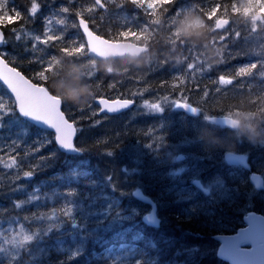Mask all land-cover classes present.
Returning a JSON list of instances; mask_svg holds the SVG:
<instances>
[{"label": "trees", "instance_id": "1", "mask_svg": "<svg viewBox=\"0 0 264 264\" xmlns=\"http://www.w3.org/2000/svg\"><path fill=\"white\" fill-rule=\"evenodd\" d=\"M211 2L148 0L145 3L139 0L140 7L135 8L130 0H101L104 5L101 8L95 0H37L40 7L33 18L29 14L31 0H8L9 8L21 11L22 16L14 22L1 20L0 28L6 41L0 55L32 82L46 86L53 94H60L67 117L84 115L86 103L100 96L140 102L141 98L154 100L155 95H171L200 110L196 115H189L169 104L157 115L140 113L139 121L137 116H108L117 124L109 138L112 156L130 151L142 155L138 184L156 203L161 219L159 227L145 225L142 215L147 205L116 187L112 178L116 166L99 162L94 156L89 163L91 171L87 170L85 162V168L77 172L71 162L72 156L64 155L62 192L69 191L66 184L70 183L68 176L71 174L79 185L74 190L80 193L78 206L76 198L67 197L72 201L67 204L62 197V208L73 210L71 218L62 213L67 225L65 232L58 234L53 230L46 237L38 236L35 241L26 242L19 258L0 256L2 264H230L218 255L220 243L215 237L236 233L244 226L243 217L249 211L264 215V189L255 190L246 170L235 171L223 161L224 152L244 150L237 134L248 128L245 126L248 118L264 122V51L248 45L253 30L249 21L264 16V0H227L229 7L222 10L217 19H230L227 29H240L239 39L227 30L217 31L216 19L213 22L199 11L198 6L207 8ZM62 6H67L69 12L63 13ZM165 8L167 12L162 11ZM80 17L104 38L145 45L148 52L136 60L108 61L88 57L85 49L81 54L83 35L77 23ZM48 20L56 22L51 34L63 39L43 44L41 41L47 39L43 35L45 30L50 34ZM60 20L65 23L60 24ZM182 26L191 30L187 37L182 35ZM129 28L138 34L119 38L118 32H127ZM15 31L34 33L39 41L35 43L28 37L15 40ZM220 32H224L223 40ZM72 39L76 44L71 45ZM65 46L70 49L62 52ZM190 48L200 52L189 53ZM121 61L138 66L113 65ZM253 62L258 67L249 75L234 76L240 67H250ZM103 65L111 66V71ZM41 68L51 69L46 79L40 78ZM62 74L67 75L66 81L78 76V89L72 93L78 94L85 88L87 97H78V103L71 102L66 95L69 91L62 88L65 83L57 80ZM221 77L232 79L233 84L219 83ZM5 100H12V97L0 84V103ZM10 115L7 119L2 117L0 139L14 140L9 146L17 147L42 144L44 138L39 134L40 129L24 123L17 115L15 104H12ZM214 115L236 118L240 126L236 130L214 126L205 119ZM90 118L94 117L86 115L74 119L87 128ZM137 122L140 130L131 128ZM33 129L31 133L29 130ZM250 134L255 137L252 151L260 157L258 162L254 159L251 162L252 169L264 174V136ZM92 140L89 146L93 154L101 151L104 157V139ZM187 143L182 154L178 153L177 148ZM178 155H183V160L176 161ZM191 158L193 162L186 165ZM195 178L206 184L210 180L217 181L219 190L204 193L191 184ZM13 198L20 202L18 196ZM80 210L95 227L86 230L75 223ZM106 210H111L109 218L114 216L117 224L104 226ZM26 216L0 217V222L12 224L14 219ZM101 216L103 220H99ZM39 251L42 256L35 257Z\"/></svg>", "mask_w": 264, "mask_h": 264}, {"label": "snow or ice", "instance_id": "2", "mask_svg": "<svg viewBox=\"0 0 264 264\" xmlns=\"http://www.w3.org/2000/svg\"><path fill=\"white\" fill-rule=\"evenodd\" d=\"M131 4L135 7L138 8L140 7L139 0H130ZM145 3L148 2V0H144ZM169 2H173V0H169ZM95 4L99 5L101 8L104 7V5L101 3V0H95ZM40 5L37 3V0H31L30 4V16L35 17ZM199 11H201L206 17H211V19L214 20L219 18V16L222 14V10L227 9L229 7V4L227 0H212V2L209 4L207 8H204L202 5L198 6ZM61 11L63 13H68L69 8L67 6H62ZM163 12H167L168 9H162ZM216 12L217 15L213 16L212 13ZM22 13L21 11L15 9V8H9L8 6V0H0V17H3L5 21L10 20L11 22H14V19H19L21 18ZM50 19V18H49ZM48 23V21H46ZM60 24H64V20L59 21ZM79 26L82 27L83 29V36H81V41L80 42V51H83L86 46H87V41H88V33H93V31L89 30V25L85 23L83 19L79 20ZM227 31L231 32L232 35L236 38L239 39L242 35L241 30L238 28H231V29H226ZM213 31H216L213 29ZM134 33L131 28L128 29L127 32H124L123 30L118 32L119 38H124V36H132ZM47 39H44L41 41L43 44H48L49 41H56V40H61L63 37L60 35H55V34H49L47 30L43 33ZM96 36H99L100 39H108L104 38L99 34H96ZM84 37H86V40H84ZM247 38V37H246ZM220 39H224V32H220ZM4 41L0 39V43H3ZM76 44L75 39H72L71 45ZM70 45V46H71ZM70 46H65L61 48L62 52H67L70 49ZM193 51L199 52L196 49H188V52L191 53ZM4 65H6L5 71L8 72V75L5 77H0V79L3 80L4 84L7 85L9 89H11V92L15 95V102L18 104V115L19 116H24L25 121L24 123L27 124L28 120L30 118H35L43 121L48 125L47 129H51L54 131H48L47 136L49 139L46 141V143H55L58 145V148L56 150H60L61 148L72 152V153H78L83 151L81 148H78L74 144V137L77 134V127L74 126V122H70L69 118L66 117L64 111L62 110V104L57 105L55 101H47L46 99H42L41 95H38L37 92L39 89L46 88V87H41L37 86L35 83L29 82L28 79H25L24 76L21 75L20 72L15 71L14 68H11L8 66V64H5L3 60H0ZM191 67V65H190ZM258 67L257 63L253 62L250 67H240L238 72L234 73V76L240 77V76H247L250 74L252 69H256ZM10 70V72H9ZM50 68H47L46 70L44 68H41L40 70V78L41 79H46L48 72L50 71ZM23 77V79H21ZM27 81V83H25ZM219 83H223L226 85H231L233 84L232 79H224L223 77L220 78ZM147 91V89H145ZM51 95V93H49ZM133 95H136V93H133ZM207 95V93H205ZM163 101L167 103L169 101V97L167 95H164L162 97ZM133 101L131 99H117L114 101V103L110 104L108 100L106 99H100L99 104L105 106V109L109 113L117 112L120 109H127L132 105ZM171 103L175 104L177 107H183L186 109H190L193 113H196L199 109L198 106H192L190 103H181L178 100H172ZM143 107L149 109L151 112H161L162 109V103L158 102H150L149 100L145 99L143 101ZM83 111V109H81ZM208 117H206L207 119ZM227 122V120H225ZM33 127V125H32ZM44 131H47L44 129ZM44 144H41L39 148H37V151L42 148ZM154 147V145H151ZM113 153L108 152L107 155L111 156ZM42 160L47 159V157L41 158ZM85 162L81 161L80 165L77 167L78 169H84L85 167ZM39 167V165H37ZM33 171H25L23 172L24 177H31L33 176ZM68 180L70 183L66 184V187L69 188V191L67 193L64 192H54L52 194L53 197L59 195L63 198H65L67 204H71V200H67V197H74L76 198V205L78 206L80 204V200L78 197L80 196L79 191L74 190L75 188H78V183L76 179H73L72 175L69 174ZM49 197H45V199H48ZM39 196L36 194H33L32 197L27 201L28 203H31L33 200H38ZM17 208L20 207L19 204L16 205ZM63 216L71 218L72 217V208L71 207H64L61 209ZM34 219H38L40 221L48 220V221H53V220H58L57 214L55 211L51 214L47 215H38ZM63 221H59L58 223L54 224H47L46 226H39L35 232H33L31 235H27L24 237L25 241H32L36 237H46L48 236L54 229H59L60 224ZM5 251L4 249L0 248V252ZM73 255H76L75 253ZM2 264V262H0Z\"/></svg>", "mask_w": 264, "mask_h": 264}, {"label": "rangeland", "instance_id": "3", "mask_svg": "<svg viewBox=\"0 0 264 264\" xmlns=\"http://www.w3.org/2000/svg\"><path fill=\"white\" fill-rule=\"evenodd\" d=\"M4 19L3 17H0V22L1 20ZM219 19H216V21ZM215 21V22H216ZM252 23V37L250 41L248 42V45H250L251 48L254 49H259L258 51H264V16H257L252 19H250L249 24ZM47 29L49 30L50 34L54 26L56 25L55 20H48L47 23ZM16 36H13L15 40L20 39L21 37H28L32 39L35 43H38L39 38L35 36L34 33L24 31V32H19L15 31ZM212 44V43H211ZM200 52V51H199ZM82 54L83 52L80 51ZM84 54H87V49L85 48ZM144 61V60H143ZM142 61V62H143ZM122 63H113V65H116V67H126L127 65L130 67H137L138 64L131 65L129 61H121ZM103 67L107 71H111V66L109 65H103ZM103 68V69H104ZM67 75L62 74L61 79L58 83L62 82L65 83V85L62 87L63 91H74L78 89V80H76L75 77H70L67 79ZM61 88V89H62ZM60 94H58L59 96ZM61 96V95H60ZM164 95H155L153 98H157V100L150 101V102H158L162 103V109L164 110L165 108L163 106L166 105H171L175 109V104L171 103L172 100H177L174 96L167 95L169 97V101L165 103L162 99ZM179 101V100H178ZM78 103V102H76ZM9 104L7 102H1L0 103V135H1V129L3 127L2 123V117H5V119L9 118L11 115V107L8 106ZM85 108V114L81 116H73V118H79V117H85L86 115L92 116L94 118L89 119V126L90 130L95 132V136L93 138H96V140L99 139H104L103 141L106 140L107 137L110 138V134L107 137H104L105 134L111 133L112 130L116 128V123H112L109 118L105 115H100L98 114L97 107L95 105H91V103L88 101L86 105L84 106ZM139 109L145 113V114H152V115H157L161 112H151L149 109L143 107V102L139 104ZM74 112V110H73ZM71 111V113H73ZM74 115V114H73ZM125 116V115H124ZM134 111L130 113L129 115H126L125 117H133ZM4 119V120H5ZM140 118L138 117V121ZM253 124V126H251ZM127 126V125H126ZM246 127L248 128L242 130L240 133H238L239 137V142L241 143V148H244L243 152L244 153H250L255 161H259L260 157L253 153L252 149L255 145V137L250 134V132L256 133L258 137L264 136V122L260 120H256L255 118H248L246 121ZM135 130H140L141 127L139 126V123L132 124V127ZM14 140H2L0 139V145H11L13 144ZM197 143V142H196ZM106 144V142H104ZM186 145V146H185ZM183 146L178 147V153L182 154L183 149L187 147L188 143ZM157 150V149H156ZM247 153V154H248ZM102 152L98 151L94 153V156H96L99 159V162L105 161L107 163H111L114 166H116V173L114 174L113 180L115 181L116 187L121 190L123 193L129 194L133 198H137L138 191L142 190L141 187L139 186V174L141 171L142 167V155L140 153H137L136 151H130L129 153L125 154L124 152L117 153L115 155L103 157ZM194 158H191L189 162L186 163L188 165L189 163L193 162ZM147 165V164H146ZM180 170H183V167L180 168ZM186 180V179H185ZM219 182L210 180L207 182V187L210 188V190H219ZM111 210H106L104 212V220L102 219V216L99 217V220H103V222L106 220V227L113 226L118 223V220L115 219V217H110ZM35 217H32L30 215L20 218V219H14L13 223L9 222H0V248L4 249L5 251L0 252V256L10 255L11 257H16L19 258L21 255V249L25 246L26 242H32L35 241L37 238H35L32 241H25L24 237L27 235H31L34 230L38 228L39 226L43 225L46 226L47 224H56L59 221H63L62 215L61 219L58 220H53V221H40L38 219H34ZM78 218L75 223L80 224L81 228L86 229H92L95 227V225H90L89 218L86 217V215L81 213V210L78 213ZM114 218V219H113ZM1 221V220H0ZM65 226L66 223L63 221L60 224V228L54 229L57 230L58 234L64 233L65 232ZM245 246V245H244ZM42 256V251H39V254L35 257ZM34 264V263H30Z\"/></svg>", "mask_w": 264, "mask_h": 264}, {"label": "flooded vegetation", "instance_id": "4", "mask_svg": "<svg viewBox=\"0 0 264 264\" xmlns=\"http://www.w3.org/2000/svg\"><path fill=\"white\" fill-rule=\"evenodd\" d=\"M190 68L193 69L192 67ZM54 95L58 96V94H54ZM59 97L62 100V109H63L64 101L60 95ZM96 98L99 97H95L94 99ZM113 98L114 97H111L109 99H113ZM94 99L91 102L92 106L95 105ZM133 100L135 102L133 108L114 116L115 117L124 116V115L126 116L132 113L133 111H134V115L137 117L141 116L142 114H145L139 109V104H141L145 99L141 98L140 102L135 99ZM154 100H157V98ZM154 100H149V101H154ZM5 102L9 104L8 105L9 107H12V104H15L13 98L12 100L9 101L5 100ZM97 110H98V114L105 115L100 113V109L98 107ZM197 113L198 111L196 112V114ZM105 116L108 117L109 115H105ZM214 116H225V115H214ZM210 117L205 119L207 120L208 123L213 124L209 122ZM68 118L69 120L74 122L75 126L78 129L75 144L78 148H81L83 150L81 152L72 155H67L64 154L61 150H56L58 146L55 143H46V141L49 139V137L47 136V132L49 130L44 131V129L42 128H39L40 129L39 134L42 136V138H44V141L42 142L44 146L40 148L39 151H37V148H39L41 144L31 145V146H20V147L0 145V217H9L18 214L37 217L38 215H47L55 211L58 219H61L62 197L59 195L53 197L52 194L54 192L62 191V179H63L62 162L64 160L63 159L64 155L67 157L72 156L71 162L73 163L74 170L77 172H78L77 167L80 165L81 161L86 162L87 170L91 171V166L89 165V163L93 161L94 158L93 150L90 148L89 144L93 142L92 138L95 136V132L90 130L89 125L87 128H85L79 125V122H77L76 119L72 117H68ZM214 126H219V125L214 124ZM29 131L32 133L34 129ZM109 134L110 132L105 134L104 137H107ZM80 139L82 143L81 145H80ZM104 142H106V144H104V150L106 152V155L104 157H107L109 156L107 155V153L109 152L110 149L109 137H107ZM84 151L87 152V154L84 153ZM228 151H233V150H228ZM236 152H241V151H236ZM247 153L245 154L248 156L249 163L251 166L253 157L250 153L248 154ZM89 154L91 157H89ZM84 155H87V157H85ZM43 157H47V159L42 160L41 158ZM21 159H23L24 161H20ZM37 165H39V167H37ZM232 168H234V170L238 172H242L243 170H245L240 166H236ZM30 170L33 171L34 173L33 176L24 177L23 172ZM246 171L248 172L249 175V181H250V174L252 173H259L264 180V174L253 170L252 166L250 170H246ZM195 179H198L200 181L199 178H195ZM250 184L252 185L251 182ZM201 186L202 188L199 187L197 188L202 189L204 193H206L205 190L208 191L210 190V188L207 187V184L205 182H201ZM140 193H144V192L140 190L138 191L137 195L139 196ZM33 194L38 195L39 199L33 200L31 203H28L27 201L30 199V197L33 196ZM14 196H18L20 198V202H16L15 199L13 198ZM45 197H49V198L45 199ZM138 201L142 204L147 205L146 203L140 200ZM17 204L20 205L19 208L16 207ZM147 211H148V205L146 207L144 214Z\"/></svg>", "mask_w": 264, "mask_h": 264}, {"label": "water", "instance_id": "5", "mask_svg": "<svg viewBox=\"0 0 264 264\" xmlns=\"http://www.w3.org/2000/svg\"><path fill=\"white\" fill-rule=\"evenodd\" d=\"M80 19H83L85 23L89 25V30L93 31L94 33V35L92 33H88V41L86 48H87V55L89 57L96 58L98 60L124 59V58L135 60L138 59L141 55L148 52L147 46L139 45L130 41H111L108 39L102 40L99 38V36H96L97 33L92 29L90 23L84 18H78L77 20L78 26ZM229 24H230V19H219L215 23V29L218 31L225 30L229 26ZM79 29L83 35L82 27L79 26ZM84 38L86 40V37ZM0 39H2L5 42V34L1 28H0ZM4 42L0 43V49L3 47ZM0 60H3L5 64H8L1 55H0ZM8 66L14 68L9 64ZM5 69H6V65L0 62V77H5L8 75V72H6ZM14 70L20 72L16 68H14ZM20 73L22 76H24L25 79H28L22 72ZM21 79H23V77H21ZM28 80L29 82L34 83L30 79ZM25 83H27V81H25ZM0 84L8 91V93L13 97L15 102V95L11 92V89H9L6 84H4L2 79H0ZM36 85L45 87L44 85H40V84H36ZM49 93L51 92L47 87L39 89L37 92L38 95H41L42 99H46L47 101H55L57 105L62 104V100L60 97L55 96L52 93L51 95H49ZM100 99H106L109 101L110 104H112L114 103L115 100L122 98L109 99L107 97H99L94 99V104L100 109V113L109 116H114L122 112H125L127 110H130L131 108H133L135 104L134 100L131 99L133 103L132 105H130L129 108L120 109L117 112L109 113L106 111L105 106L99 104ZM125 99H129V98H125ZM15 105L18 114V104H16L15 102ZM176 109L182 110L190 115L196 114L193 113L190 109H186L183 107L176 106ZM19 117L25 121L24 116H19ZM225 120H227V122H225ZM28 122L32 125L37 126L38 128L54 131L51 129H47L48 125L39 119L30 118ZM70 122L72 121L70 120ZM209 122L219 126L228 127L231 129H237L239 127V121L235 118L228 116H213L210 117ZM76 138H77V134L74 137V144ZM60 150L67 155L75 154L66 151L62 148ZM183 158H184L183 155L176 156L177 161H181L183 160ZM223 160L225 161L226 165L229 167L240 166L245 170L251 169L248 156L242 152L226 151L223 155ZM250 182L252 183V185L256 190L264 189V180L259 173L250 174ZM192 184L196 187L202 188L201 182L198 179L193 180ZM205 192L207 193L208 190H205ZM138 198L140 201L146 203L149 206L148 211L142 217V222L150 227H154V228L159 227L161 219L157 213L156 203L148 195L144 193H140ZM244 223H245L244 227L248 226L247 228L242 227L244 229L240 228L234 234H220L215 237L220 243L218 248V255L221 258L228 261L230 264H264V215L257 213L255 211H250L244 218Z\"/></svg>", "mask_w": 264, "mask_h": 264}, {"label": "clouds", "instance_id": "6", "mask_svg": "<svg viewBox=\"0 0 264 264\" xmlns=\"http://www.w3.org/2000/svg\"><path fill=\"white\" fill-rule=\"evenodd\" d=\"M181 31H182V35H184L185 37H187L191 33V30H185L183 26H182ZM76 79L78 80L79 77L77 76ZM66 95L71 102L76 103L78 100V97L82 96L86 98L88 95V92H87V89L81 88L78 94H74L69 91V92H66Z\"/></svg>", "mask_w": 264, "mask_h": 264}, {"label": "bare ground", "instance_id": "7", "mask_svg": "<svg viewBox=\"0 0 264 264\" xmlns=\"http://www.w3.org/2000/svg\"><path fill=\"white\" fill-rule=\"evenodd\" d=\"M79 114V113H78Z\"/></svg>", "mask_w": 264, "mask_h": 264}]
</instances>
